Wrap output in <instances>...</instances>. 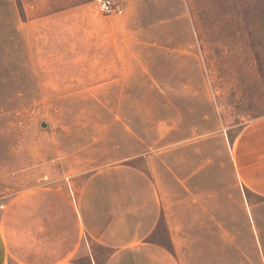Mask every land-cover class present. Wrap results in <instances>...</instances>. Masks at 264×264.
<instances>
[{
  "label": "rangeland",
  "instance_id": "rangeland-1",
  "mask_svg": "<svg viewBox=\"0 0 264 264\" xmlns=\"http://www.w3.org/2000/svg\"><path fill=\"white\" fill-rule=\"evenodd\" d=\"M114 1L121 14L99 0H0V210L42 188L76 201L110 167L147 172L165 194L234 184L235 143L264 117V0ZM72 9L87 12L61 13ZM59 13L42 33L25 27ZM37 60L103 71L55 82ZM239 203L227 210L236 239L209 225L207 256L189 264H264V198L240 188Z\"/></svg>",
  "mask_w": 264,
  "mask_h": 264
},
{
  "label": "crops",
  "instance_id": "crops-1",
  "mask_svg": "<svg viewBox=\"0 0 264 264\" xmlns=\"http://www.w3.org/2000/svg\"><path fill=\"white\" fill-rule=\"evenodd\" d=\"M70 12L87 10L61 13ZM61 13L31 19L25 27L42 33ZM37 65L39 72L59 74L55 82L91 80L82 75L103 71L83 60ZM233 166L235 182L226 190L223 184L184 183L177 195L169 183L165 194L147 172L110 167L93 173L73 202L57 188L25 191L0 210V264H85L80 257L88 264H189L192 257H206L209 225L218 227L220 240L236 239L227 210L239 207L240 188L264 198V117L243 129ZM169 171L175 182L176 171Z\"/></svg>",
  "mask_w": 264,
  "mask_h": 264
},
{
  "label": "built area",
  "instance_id": "built-area-1",
  "mask_svg": "<svg viewBox=\"0 0 264 264\" xmlns=\"http://www.w3.org/2000/svg\"><path fill=\"white\" fill-rule=\"evenodd\" d=\"M100 8L103 12L110 14H121L122 9L119 6H116L114 0H99Z\"/></svg>",
  "mask_w": 264,
  "mask_h": 264
}]
</instances>
